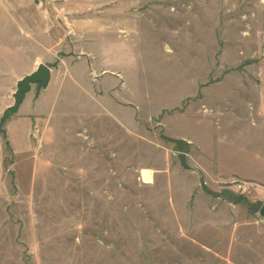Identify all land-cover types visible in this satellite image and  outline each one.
<instances>
[{
    "label": "rangeland",
    "instance_id": "rangeland-1",
    "mask_svg": "<svg viewBox=\"0 0 264 264\" xmlns=\"http://www.w3.org/2000/svg\"><path fill=\"white\" fill-rule=\"evenodd\" d=\"M39 64L0 264H264V0H0V118Z\"/></svg>",
    "mask_w": 264,
    "mask_h": 264
},
{
    "label": "water",
    "instance_id": "water-1",
    "mask_svg": "<svg viewBox=\"0 0 264 264\" xmlns=\"http://www.w3.org/2000/svg\"><path fill=\"white\" fill-rule=\"evenodd\" d=\"M50 69L43 64L37 65L36 69L28 75L22 77L16 84V90L12 94L13 104L7 107L0 118V127L11 116L16 114L24 101L26 95L30 92L31 87H35V95L38 96L40 91L46 90L50 83ZM1 129V128H0ZM180 167L189 172L198 174V171L191 167L187 161V155L178 153L174 155ZM258 215L264 219V204L260 207Z\"/></svg>",
    "mask_w": 264,
    "mask_h": 264
},
{
    "label": "bare ground",
    "instance_id": "bare-ground-1",
    "mask_svg": "<svg viewBox=\"0 0 264 264\" xmlns=\"http://www.w3.org/2000/svg\"><path fill=\"white\" fill-rule=\"evenodd\" d=\"M142 173L145 175V173H149L148 176V180H146L145 182L150 183L151 182V177H150V172L149 171H142ZM142 174V176H143ZM146 176V175H145Z\"/></svg>",
    "mask_w": 264,
    "mask_h": 264
},
{
    "label": "built area",
    "instance_id": "built-area-1",
    "mask_svg": "<svg viewBox=\"0 0 264 264\" xmlns=\"http://www.w3.org/2000/svg\"><path fill=\"white\" fill-rule=\"evenodd\" d=\"M242 186H243V185H240V184H239L237 187H238L239 189H241ZM243 189H246L245 186H243Z\"/></svg>",
    "mask_w": 264,
    "mask_h": 264
}]
</instances>
